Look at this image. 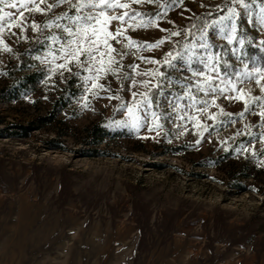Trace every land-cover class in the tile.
Masks as SVG:
<instances>
[{"label":"rangeland","instance_id":"rangeland-1","mask_svg":"<svg viewBox=\"0 0 264 264\" xmlns=\"http://www.w3.org/2000/svg\"><path fill=\"white\" fill-rule=\"evenodd\" d=\"M227 1L164 0L170 7L158 23L161 28L181 30L202 12L214 10L213 5ZM245 2L251 22L242 6L237 8L238 21L252 51L247 45L244 51L249 68H261L264 27L258 26L257 16L264 0ZM13 3L20 0H0V9L11 13L13 20L23 12L27 23L22 32L7 16L0 21L2 40L11 48L6 51L0 44V88L11 83L13 71L18 77L35 75L26 86L17 82L0 95V128L33 129L28 135L0 137V264H264V142L260 139L264 127L255 102L239 117L235 113L244 109L243 101L218 95L216 103L233 115H218L215 124L203 112L186 107L177 111V105L188 103L187 97L174 99L182 95L181 73L157 65L173 82L156 94L160 104L155 110L166 115L160 118V127L153 122L151 131L143 120L139 127L133 126L125 116L127 107L120 106L135 103L131 80L101 77L99 82L110 87V93L96 89L98 94H93L90 87L85 98L76 66L71 73L61 70L63 78L59 71L48 76L49 52L56 49H50L45 38L59 30L55 24L46 27L45 21L69 11L68 5L38 12L32 0H25L27 7L14 8ZM34 3L46 8L55 0ZM131 7L153 15L159 11L157 3H131ZM33 20L39 31H33ZM161 28L128 29L127 35L151 42L165 35ZM209 35L212 50L225 56L222 49L230 46L219 30L211 26ZM182 36L181 32L157 48L134 46L124 57V72L132 63L140 73L153 67L138 57L162 59ZM196 41L200 42L199 35ZM226 58L241 64L243 71L242 62L230 50ZM181 63L186 79L191 73L186 62ZM192 67H199L198 61ZM241 86L253 96L261 94L255 75ZM133 90L145 91L142 86ZM197 95L202 98L204 93ZM140 112L146 114L143 108ZM209 112L218 109L212 105ZM42 115L51 118L38 127ZM188 115L193 119H186ZM96 123L109 135L99 145L86 144V128ZM88 148L102 154L87 155ZM239 170L251 174L241 179L245 189L229 184L228 171Z\"/></svg>","mask_w":264,"mask_h":264},{"label":"snow or ice","instance_id":"snow-or-ice-1","mask_svg":"<svg viewBox=\"0 0 264 264\" xmlns=\"http://www.w3.org/2000/svg\"><path fill=\"white\" fill-rule=\"evenodd\" d=\"M32 2L35 11L38 12L48 11L58 4H67L69 9L67 12H61L53 20L45 21L46 27H52L55 24L59 30L45 38L50 42V49L53 46L56 49L55 52H49L52 59L49 61L48 76L51 77L59 71L61 78H63V71L61 70H67L71 73L72 66H76V75H81L84 83L85 98H87L90 87L93 94H98L96 89H106V85L99 82L101 77L112 75L118 80H131L129 91L135 103L125 104L122 102L120 106L127 107L128 111L125 116L130 117V123L133 126L139 127L141 120H143L151 131L153 122H155L156 127H160L159 120L166 115L164 112L155 110L159 108L160 104L159 96L156 94L163 93L165 87L171 88L173 82L167 72L163 71L161 67H156L160 65L171 69L174 73H181L178 79L184 85L181 89L182 95L174 97V99L179 100L187 97L188 103L177 105V111L186 107L196 113L203 112L205 117L212 118L215 124L218 115L223 114L229 118L233 115V113L224 112L221 105L216 103L218 95H224L230 101L233 99L243 101L244 109L235 113L239 117H243L245 112L249 110V106L255 102L260 109L259 116L261 125L264 127V66L249 68L244 51L246 41L244 36L238 32V17L241 15V12L237 10L238 6H242L243 14L251 22L250 14L247 12L249 5L245 0H230V3L227 4L213 5L216 12H219L221 7H226L227 10L223 14L217 15L215 19L204 20L199 29H196L195 24H190L188 28L182 30L161 28L158 21L165 18L161 13L165 8L170 7L164 0H129V2H123V0H55V4H49L46 8H41L34 3V0ZM131 3H157L159 11H156L154 15L141 12L132 8ZM10 6L20 8L21 6L27 7V4L25 0H20V4L13 3ZM117 9L123 11L118 12ZM5 16L9 17L11 25L18 26L22 32L24 31V24L27 21L24 20L23 12L20 13L19 20H13L11 13L3 12L0 9V21ZM113 21L116 23L113 24ZM257 24L264 27V4L260 5ZM211 26H215L219 30L220 35L230 46V48L224 47L222 49L225 56H221L219 51L212 50L214 42H210L209 35ZM31 27L33 31H39L34 20L31 21ZM147 27L161 28L165 35L154 41L143 43L127 35L128 29ZM193 29H196L195 32ZM2 32L3 24L0 23V44L3 45L4 50L10 51V45L2 40ZM181 32H183L184 43L180 44L179 41H174L175 47L169 48L162 59L142 55L138 57L153 67L140 73L138 71L139 66L132 63L127 66L130 71L124 72V57L132 52L134 46H137V50L143 47L157 48L173 36L181 35ZM196 35H199L200 42L196 41ZM261 45H264V40H261ZM229 50L238 61L242 62L243 71L240 70L241 64L230 63L226 58ZM40 59L45 60L46 57H40ZM194 60L198 61L199 67H192ZM181 61L186 62V70L191 73L186 79L181 72V69L185 68V64ZM253 75L256 77V83L260 86L261 94L259 96L251 95L250 89L246 92L241 86L244 80L252 79ZM193 81L195 82L193 83ZM137 86H142L145 91H134L133 89ZM106 90L110 93V87ZM198 93H204V96L200 98ZM233 93L237 94L233 95ZM117 98L119 97L117 96ZM212 105H215L218 112H209ZM141 108L145 110L146 114H141ZM149 116L151 122H149ZM186 119L192 120L193 116L188 115ZM123 122L119 121L118 123ZM201 127L206 129L208 126L201 124ZM260 139L264 142V133L261 134ZM239 151H241L240 148L237 149V152Z\"/></svg>","mask_w":264,"mask_h":264},{"label":"trees","instance_id":"trees-1","mask_svg":"<svg viewBox=\"0 0 264 264\" xmlns=\"http://www.w3.org/2000/svg\"><path fill=\"white\" fill-rule=\"evenodd\" d=\"M229 3L228 1L225 2L224 4ZM226 11V7H221V9L219 10V12H216L215 10L212 11H206V12H202V14H200L196 20L194 21L193 24H195L196 29H199L202 26V23L204 20H212L213 18H215L217 15H221L222 13H224ZM188 28V26L182 27V29H186ZM196 29H193V32H195ZM238 32L240 34H242L244 36V38H247V33L245 32V27L242 24V21L239 20V24H238ZM183 33V32H182ZM180 44L184 43V40H180L179 41ZM247 45V49L249 47V49L251 50V46ZM252 51V50H251ZM222 56L224 55V53L221 54ZM34 75L35 72L33 73H29V74H25L23 75V77H18L16 72L13 71L11 73V77L13 78L11 83L8 84L7 86H4L3 88H0V95L2 93H4L5 91L9 90L11 85L13 86L14 84L18 83H23L22 85L26 86L27 83L29 81H32L34 79ZM51 116L50 115H42L38 117V127H41L44 123H48V121H50ZM9 128H0V137H4L5 135H9V136H14V135H28L29 131L32 130L33 128L31 126H21V130H12L11 132H8ZM86 137L84 142L86 144L89 145H99L101 143L104 142L105 137L108 136V132L105 129V127L102 124L96 123L90 127L86 128ZM23 131V132H21ZM22 133V134H21ZM51 143L53 144H57L55 140H51ZM85 154L87 155H99L102 154L101 151L93 148V149H86L84 151ZM229 175L231 176L230 179V186L237 188V189H245V185L242 182L241 179L246 178V177H250L251 174L249 172H247L246 170H239L238 172H232V171H228ZM260 190V189H259ZM262 191V190H260Z\"/></svg>","mask_w":264,"mask_h":264}]
</instances>
